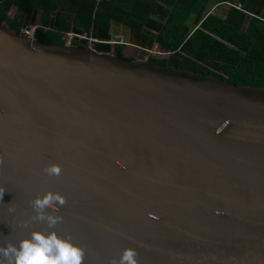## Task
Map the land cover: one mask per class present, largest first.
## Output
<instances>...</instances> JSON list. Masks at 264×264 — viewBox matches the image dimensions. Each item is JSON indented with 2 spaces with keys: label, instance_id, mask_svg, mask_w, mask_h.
<instances>
[{
  "label": "water",
  "instance_id": "water-1",
  "mask_svg": "<svg viewBox=\"0 0 264 264\" xmlns=\"http://www.w3.org/2000/svg\"><path fill=\"white\" fill-rule=\"evenodd\" d=\"M0 157V246L53 230L31 220L52 191L83 264L129 247L138 264H264V89L0 24Z\"/></svg>",
  "mask_w": 264,
  "mask_h": 264
},
{
  "label": "trees",
  "instance_id": "trees-1",
  "mask_svg": "<svg viewBox=\"0 0 264 264\" xmlns=\"http://www.w3.org/2000/svg\"><path fill=\"white\" fill-rule=\"evenodd\" d=\"M229 1L221 15L206 9ZM13 7L32 22L41 12L39 24L46 30L36 31L34 39L42 44H65L68 32L110 40L112 23L120 21L131 29L133 45L160 47L162 55L149 62L162 71L264 89V0H0V24L20 35L23 20L8 18ZM74 43L82 48L87 42ZM113 47L118 57L131 60L123 54L126 44H93L106 53Z\"/></svg>",
  "mask_w": 264,
  "mask_h": 264
},
{
  "label": "clouds",
  "instance_id": "clouds-1",
  "mask_svg": "<svg viewBox=\"0 0 264 264\" xmlns=\"http://www.w3.org/2000/svg\"><path fill=\"white\" fill-rule=\"evenodd\" d=\"M2 163L3 158L0 157V164ZM44 171L49 176H59L62 169L59 165L52 164ZM4 193L5 190L0 188V200ZM65 204L66 198L52 191L32 200L35 214L31 220L46 223L47 229L53 230H34L29 237L19 241V246L7 241L6 246H0V264H83L85 249L54 230L63 221V217L56 214L59 212L57 205ZM9 211L14 209L10 208ZM137 257L136 249L129 247L123 250L118 260L113 258L111 264H138Z\"/></svg>",
  "mask_w": 264,
  "mask_h": 264
},
{
  "label": "crops",
  "instance_id": "crops-1",
  "mask_svg": "<svg viewBox=\"0 0 264 264\" xmlns=\"http://www.w3.org/2000/svg\"><path fill=\"white\" fill-rule=\"evenodd\" d=\"M219 4L220 5H223L224 4L226 6H231L230 1L229 2H224V3H219ZM219 4H214V3H210L209 4L208 3L206 9H207V11H209L210 13H212L211 12V10H212L211 8H215L216 5L217 6H220ZM235 7L237 9H240V4L238 3ZM66 13L65 12L62 13V16L65 17L66 16ZM54 15L55 14L49 15V18L50 19L53 18ZM40 17H41V12L38 13V15L35 18V21L32 22L31 19H26L25 17H22V15L19 13L17 7H13L11 9V11H9V13H8L9 20H13L14 18H19L20 21L23 20V24H24L23 27H25L28 24H31V25H40L39 24ZM86 34H89V32H86ZM84 35H85V33H84ZM111 35H112V38L111 39H118L121 42H127L126 43L127 46H135V45H133V43H131L132 31H131V29L128 27V25L126 23H122L120 21L119 22H117V21L113 22L112 25H111ZM155 45H157V44H155ZM154 46H153V49H154ZM159 52H161V51H159Z\"/></svg>",
  "mask_w": 264,
  "mask_h": 264
},
{
  "label": "built area",
  "instance_id": "built-area-1",
  "mask_svg": "<svg viewBox=\"0 0 264 264\" xmlns=\"http://www.w3.org/2000/svg\"><path fill=\"white\" fill-rule=\"evenodd\" d=\"M96 1H97V3H101L104 0H96ZM41 29H44V28H42L40 25L28 24L21 29L20 36L33 41V40H35L34 36H35L36 31L41 30ZM44 30H46V29H44ZM65 38H67L69 40V42H71L72 40L74 41L75 38H77L78 40L83 39V40H85V42H87L86 45L92 49H94L93 44H95V43L109 44L111 46H115L117 44H124V42H121L118 39H110V40L97 39V38H92L90 35H86V34L80 35V34H75L73 32L66 33L64 36V39ZM68 44H70V43H68ZM158 54L161 55V52H159Z\"/></svg>",
  "mask_w": 264,
  "mask_h": 264
},
{
  "label": "rangeland",
  "instance_id": "rangeland-1",
  "mask_svg": "<svg viewBox=\"0 0 264 264\" xmlns=\"http://www.w3.org/2000/svg\"><path fill=\"white\" fill-rule=\"evenodd\" d=\"M227 7L228 6H226L224 4L220 5V6L216 5L215 8H211L212 9L211 12L213 14H216V15H221L227 9ZM4 25L6 26V24H4ZM68 43H70V45L75 44L73 40L71 42H69V40L67 38H65V44H68ZM126 43L127 42H124V45ZM159 51H161V49L158 47V45H155L153 50H150V49L146 50V49H144L142 47H138L136 45L135 46H127L126 45V49L123 52V54L125 57L131 58V60H133L134 62H140L141 64L145 63V64L153 66V64H150L149 58L151 56H153L154 54L159 55L158 54ZM113 53H115L114 47H113ZM161 55H162V53H161Z\"/></svg>",
  "mask_w": 264,
  "mask_h": 264
}]
</instances>
